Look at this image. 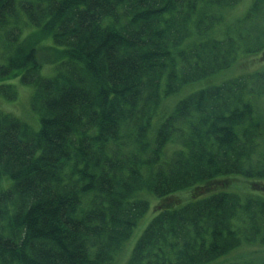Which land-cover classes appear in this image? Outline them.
Here are the masks:
<instances>
[{
	"label": "trees",
	"instance_id": "1",
	"mask_svg": "<svg viewBox=\"0 0 264 264\" xmlns=\"http://www.w3.org/2000/svg\"><path fill=\"white\" fill-rule=\"evenodd\" d=\"M241 2L0 0V97L15 100L20 77L39 118L35 130L0 110V264H111L148 192L156 215L127 264H210L264 245V62L164 111L241 53L264 58V0L220 28ZM235 176L248 191L232 190Z\"/></svg>",
	"mask_w": 264,
	"mask_h": 264
},
{
	"label": "rangeland",
	"instance_id": "2",
	"mask_svg": "<svg viewBox=\"0 0 264 264\" xmlns=\"http://www.w3.org/2000/svg\"><path fill=\"white\" fill-rule=\"evenodd\" d=\"M254 0H242V2L234 7L228 8L224 11L225 21L221 24L220 28H223L226 24H230L237 19H241L246 15L252 6ZM222 36L223 33L220 32ZM41 42V49L38 53V61L42 68V74L51 77L56 73L55 65H52L49 61L53 62L54 54L53 50L49 49V46L53 45L51 39L43 40ZM264 62V58L260 55H246L241 53L236 64L222 73H219L208 79L192 83L185 86L179 93L171 96L164 104L165 115L170 112L176 103L182 98L187 97L189 94L196 92L198 90L204 89L210 85H216L223 81L235 78L244 74L252 73L261 68ZM12 84L15 89V95L17 96L15 100L9 101L5 97H0V110H3L7 113H12L16 117L20 118L24 122L28 123L33 129L37 130L39 128V118L38 115L33 111L31 106V96L33 93V87L30 85H25L21 82L20 77L8 81ZM171 105H173L171 107ZM257 107L260 113L264 116V96L258 99ZM174 146L170 145L167 148V153H171L174 150ZM9 179L5 178L0 184V190L7 188L9 184ZM230 184H233L232 190L237 192L244 193L248 191V182L244 180L243 177L235 176L231 179ZM149 193V194H148ZM145 194V191L142 193L147 200L150 201V210L148 213L141 219L138 226L135 228L132 237L127 241L123 250L116 257V259L111 264H127L133 248L135 247L138 239L142 235L145 228L148 226L150 221L156 215L154 210L156 204L159 202V199L155 197L152 193L148 192ZM189 193H184V198L182 194L178 197H183L187 199ZM251 261V262H261L264 261V245L262 244H243L239 248L234 249L229 254L217 259L216 261L211 262L210 264H229L236 261Z\"/></svg>",
	"mask_w": 264,
	"mask_h": 264
}]
</instances>
